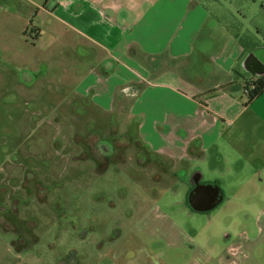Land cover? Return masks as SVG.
<instances>
[{
	"label": "crops",
	"instance_id": "0c3cea01",
	"mask_svg": "<svg viewBox=\"0 0 264 264\" xmlns=\"http://www.w3.org/2000/svg\"><path fill=\"white\" fill-rule=\"evenodd\" d=\"M256 1L261 24L249 28L242 9ZM0 14L2 37L23 44L18 79L31 118L51 138L44 148L35 138L40 149H54L53 135L73 119V132L95 137L96 150L111 142L113 115H123L154 156L148 176L186 183L191 210L211 209L223 182L231 191L264 182V90L245 105L241 88L264 75V0H0ZM9 50L0 45V54ZM1 133L11 151H32L14 140L16 124ZM97 154L88 163L105 156Z\"/></svg>",
	"mask_w": 264,
	"mask_h": 264
},
{
	"label": "rangeland",
	"instance_id": "374dc122",
	"mask_svg": "<svg viewBox=\"0 0 264 264\" xmlns=\"http://www.w3.org/2000/svg\"><path fill=\"white\" fill-rule=\"evenodd\" d=\"M243 7V24L260 26V2ZM5 16L0 45L11 50L0 54V127L16 124L14 140L32 151L0 142V264H264V182L243 181L233 191L223 182L211 209L191 210L186 183L148 176L154 156L137 141L136 120L123 115H113L111 142L96 150L95 137L73 132V119L53 135L54 149H43L51 138L43 140L46 123L31 118L33 102L18 79L23 44L2 37ZM40 137L41 149L33 141ZM98 152L104 158L88 163Z\"/></svg>",
	"mask_w": 264,
	"mask_h": 264
},
{
	"label": "trees",
	"instance_id": "16d2710c",
	"mask_svg": "<svg viewBox=\"0 0 264 264\" xmlns=\"http://www.w3.org/2000/svg\"><path fill=\"white\" fill-rule=\"evenodd\" d=\"M228 87L233 89V87H231L230 85ZM241 88L244 96L246 97L244 104L248 105L264 90V75L254 79H245L242 83Z\"/></svg>",
	"mask_w": 264,
	"mask_h": 264
}]
</instances>
